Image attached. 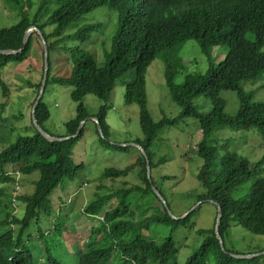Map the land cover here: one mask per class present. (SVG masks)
I'll return each instance as SVG.
<instances>
[{
    "label": "trees",
    "instance_id": "trees-1",
    "mask_svg": "<svg viewBox=\"0 0 264 264\" xmlns=\"http://www.w3.org/2000/svg\"><path fill=\"white\" fill-rule=\"evenodd\" d=\"M8 1L18 3L17 0ZM49 2L51 0H42L38 11H42ZM101 8L113 11L117 19L116 28L114 25L109 38V49L108 44L101 45L103 66L98 65L96 57L85 51L84 46L92 35L97 34V29L103 30L105 25L83 21ZM20 13L21 20L17 24L0 29V51L20 50L26 31L31 28L37 31L31 32L20 54L0 55V89L3 96L7 97L9 90L1 80L2 70L9 64L21 65L27 61L34 42H37L34 55L39 52L41 69L35 70L33 83L26 82L34 93L30 107L34 105L43 78L41 36L47 48L48 63L43 93L48 84L69 87L70 99L77 106L75 117L64 125V134L56 137L44 128L49 112L42 102V95L34 109L36 124L50 137L64 138L74 136L81 122L94 118L102 136L95 123L88 120L85 124H93L94 133L103 147L106 150L127 151L130 146L121 148L108 142L107 106L90 114L82 102L87 95L105 102L115 84L120 82L125 87L124 104L138 107L143 139L132 141L134 147H131L138 150L139 146L144 151L150 174L148 178L146 158L139 151L132 165L122 170H104L101 180H115L128 176L138 168L136 179L144 188L135 185L106 196L95 195L82 210V214L92 222L99 223L96 227L91 226L87 239L70 238V241L64 235L67 231L63 219L68 214H61V210L50 221V228L42 231L39 225L49 214L51 193L63 182L71 183L83 168V164L73 162L72 153L82 139L85 124L75 139L49 142L34 129L31 114L29 127L19 130L21 134L17 135L14 143H5L9 146L0 152L1 186L14 184L15 175L38 173L31 195L14 193L9 197L0 186V264H176L177 249L172 236L178 229L185 228L190 216L171 220L153 192L152 189H155L162 198L161 192L153 187L151 172L165 163V158H160L156 164L151 146L163 128L172 127L185 118L195 119L201 133L193 153L202 162L195 179L205 193L197 196L196 201L211 202L216 211L217 208L221 210L218 228L221 240L232 224H239L253 235L264 236V175L256 178L247 196L239 199L230 197L237 187L260 175L264 156L251 164L235 151L226 149L224 143L213 136V133L223 130L255 129L264 139V104L253 102V94L246 93L239 86L242 81L255 80L264 75V0H56V8L45 20H41V14L38 20V14L36 18L29 19L23 12ZM189 41L197 43L208 67L204 73L186 75L182 84L176 85L175 71L165 64V87L181 113L173 119L163 118L155 122L147 109V69L159 54L178 49ZM218 46H226L227 53L222 61L215 63L211 57L212 49ZM55 63L68 66L67 77L52 74ZM131 71L132 80L127 81L126 76ZM224 92L235 93L237 97L239 108L235 115L225 113L226 102L220 96ZM200 97H204L211 106L206 114L200 113L194 106V101ZM18 120L13 117L12 129H15ZM14 132L12 130L13 135ZM219 152L222 154L219 155ZM130 196H138V201L150 198L143 214L136 220L133 211L128 212L129 201H125ZM116 197L123 198L122 202L114 207L107 206V200ZM16 203L23 208L21 215L12 213ZM103 207L105 209L101 214ZM94 216L96 219H93ZM159 224L169 226L168 236L162 241L143 236V231ZM214 225L211 231L196 232V235L205 238L184 264H207L209 257L215 260V264L240 263L233 257L236 254L222 250ZM82 226L85 228L84 224ZM51 230L53 241L49 239ZM69 242L71 245L68 247Z\"/></svg>",
    "mask_w": 264,
    "mask_h": 264
},
{
    "label": "rangeland",
    "instance_id": "rangeland-1",
    "mask_svg": "<svg viewBox=\"0 0 264 264\" xmlns=\"http://www.w3.org/2000/svg\"><path fill=\"white\" fill-rule=\"evenodd\" d=\"M18 3L0 0V29L14 26L21 20V13L29 19L37 18L45 20L56 8V0H51L49 4L38 9L42 0H17ZM23 9V10H22ZM40 12V13H39ZM100 15L95 17V15ZM83 21L88 24L105 25L102 29H97V34L92 35V39L84 46L85 51L96 57L99 66H103L102 43L110 47V36L116 28V14L106 8L97 9L86 16ZM109 40V42H108ZM34 42L30 58L21 65L9 64L1 72V80L8 87L7 97H4L0 89V152L6 149L5 143L13 144L19 130L29 127L32 107L30 103L34 93L27 87L26 82L33 83L35 80V70L41 69V59L39 52L35 51ZM107 48V46H105ZM40 50V48H39ZM264 50V49H263ZM227 53L226 46H218L212 49V59L215 63L222 61ZM34 57V58H33ZM33 58V59H31ZM36 58V59H35ZM180 63V65H177ZM165 64H168L175 71L174 83L181 85L188 74L204 73L208 67L205 56L195 41H189L173 51L161 53L157 59L148 67L145 76V91L147 95V109L155 122L166 118L173 119L181 113L170 99L169 92L164 83ZM52 74L54 76L67 77L69 74L68 66L64 63H55ZM133 71L126 76L127 81H131ZM39 81V80H38ZM239 86L246 92L253 94V102L264 104V75H260L255 80L242 81ZM71 88L48 84L42 102L46 105L49 112V119L44 124V128L52 135L58 137L64 134V125L75 117L76 104L70 99ZM125 87L119 82L116 83L109 98L104 102L92 95L83 98V105L90 114H95L102 106H107L105 122L108 126V142L114 145H131L132 141L142 140L139 127L138 107L135 104H124ZM221 98L226 102L225 113L235 115L239 102L235 93H221ZM194 106L200 113L206 114L210 111L209 102L200 97L194 101ZM13 117L18 118L15 129H12ZM12 130H15L14 135ZM94 126L88 122L85 124L82 139L73 149L72 160L75 164H83V168L78 172L76 178L71 183L60 184L50 195L49 202L51 208L44 222L39 226L42 231L49 229V223L55 219L59 210L61 214H68L63 221L66 224L69 238L76 239L87 235L91 226L96 227L99 223L91 221L82 214L84 207L94 199L95 195L106 196L110 192L130 188L135 185L141 186L137 181V169H134L128 176L115 180H101L104 170L109 168L122 170L132 165L139 156L136 148L129 147L127 151L106 150L99 142L94 133ZM213 136L224 143L228 150L235 151L241 158L251 164L256 163L264 156V139L255 129L249 130H223L213 133ZM201 139V133L197 126V121L193 118H185L172 127L166 126L161 134L156 138L151 146L155 153L157 164L160 158H165V163H161L151 172V182L157 188L163 198L160 204L165 207L167 215L171 220H180L189 214L188 223L185 228L178 229L172 236L173 243L177 249L175 255L176 264H184L189 256L201 246L204 236L199 237L196 232L211 231L216 221V208L211 202H197L196 197L204 194V190L197 183V174L202 162L194 155L193 149ZM126 147V146H125ZM140 152V151H139ZM222 152H219V155ZM260 175L249 182L237 187L230 193L232 199H239L250 193L251 186L256 178L264 175V163L260 167ZM162 178H165L164 180ZM38 180V173L29 176H14V184L1 186L7 196L15 194L34 193V184ZM126 183V185H124ZM126 186V187H125ZM0 187V188H1ZM6 196V197H7ZM138 196H130L125 201H129L130 209L136 219H139L150 198L136 200ZM123 198L116 197L107 200V206H115L122 202ZM155 206L159 207L156 203ZM106 206V205H105ZM12 213L21 215L18 203L14 204ZM11 209V208H10ZM103 211L100 213L103 214ZM111 209H107L110 211ZM185 216V217H184ZM98 217V216H97ZM93 219H96L94 216ZM215 220V221H214ZM82 224L85 225L82 226ZM215 227V225H214ZM50 240H55L53 231H50ZM169 233V226L166 224L152 225L148 231H143V236L155 237V241H162ZM130 237V235H129ZM100 239V237L98 238ZM97 239V240H98ZM48 240V241H50ZM60 241V240H59ZM58 241V242H59ZM68 247L71 243H67ZM222 250L244 257L239 264H264V236H256L245 231L239 224H232L223 234L221 240ZM56 251H59L56 249ZM231 256V254H229ZM236 259V258H235ZM207 264H215V260L209 257Z\"/></svg>",
    "mask_w": 264,
    "mask_h": 264
},
{
    "label": "water",
    "instance_id": "water-1",
    "mask_svg": "<svg viewBox=\"0 0 264 264\" xmlns=\"http://www.w3.org/2000/svg\"><path fill=\"white\" fill-rule=\"evenodd\" d=\"M32 31H37V30L35 28H31V29L27 30L26 33L24 34V37H23V41H22V45H21L20 50H18V51H0V55H3V56H13V55L20 54L25 49L26 44L28 43L29 36H30V34H31ZM40 39H41V42L43 44V50H44V55H43L44 66H43V78H42V81H41V87L39 89L38 96H37V98L35 100L34 105L32 106V111H31V114H32V124H33L34 129L37 131L38 134H40L45 140H47L49 142H64V141H68V140H71V139H75L80 134V132H81V130H82L85 122L89 120V121H92L93 123L96 124L97 131H98L99 135L102 136V132H101L100 126H99L97 120L94 119V118H88L85 121L81 122L79 124V126L77 128V131H76V134L74 136H69V137H64V138L50 137L34 121V118H33L34 109L38 105L39 100L41 99V97L43 95V90H44V86H45V82H46V77H47V69H48V63H47V48H46L45 42H44V40H43V38L41 36H40ZM112 145H114V144H112ZM115 146L121 147V148H124L125 146L126 147L127 146H133L134 147V144H131V145H115ZM137 149L146 158L147 177L149 178L150 166H149V162L147 160V157H146L144 151L139 146H137ZM152 190L156 194V196L158 197L159 201L162 202V203H164L163 202V199L158 194V192L155 189H152ZM192 211H193V209L189 213H187L185 216H187L188 214H190ZM221 216H222L221 210L219 208H217V215H216L214 233H215V236H216V238H217V240L219 242V245H221V238L218 235V228H219ZM263 255H264V253L261 254V255H258V256H263ZM231 256H233V255H231ZM233 257L236 258V259H243L244 258V257H238V256H233Z\"/></svg>",
    "mask_w": 264,
    "mask_h": 264
}]
</instances>
